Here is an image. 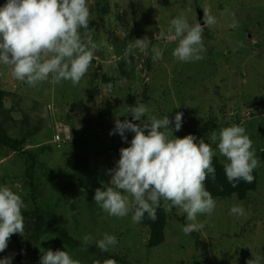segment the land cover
Here are the masks:
<instances>
[{
  "label": "rangeland",
  "instance_id": "obj_1",
  "mask_svg": "<svg viewBox=\"0 0 264 264\" xmlns=\"http://www.w3.org/2000/svg\"><path fill=\"white\" fill-rule=\"evenodd\" d=\"M86 2L89 24L99 26L95 31L89 25L88 33L97 48L78 85L67 80L53 83L50 77L30 86L13 77L11 66L0 64V89L7 93L0 124L10 137L26 140L19 151L0 144V186L21 196L22 211L38 204L48 222L53 214L55 225L73 241L83 242L90 235L94 249L69 245L48 233L31 247L23 242L19 261L15 238L20 240L21 235L13 234L0 259L11 256L12 264H40L43 252L51 249L67 251L79 264L109 260L114 264H247L254 256L264 264V0ZM205 7L217 23L204 27L203 58L180 62L172 55L178 40L168 39L171 21L184 16L189 24L200 23L199 11ZM145 36L152 42L149 47L143 52L134 48L126 55L129 43ZM152 47L161 49L163 59L153 62ZM137 102L158 119L174 120L182 112V128L173 131L179 138L192 134L197 142L203 138L211 143V132L243 126L260 162L255 169L258 188L243 200L235 195L214 198L217 203L211 216L197 217L204 227L189 235L182 231L186 215L173 208L166 212L164 242L149 247L148 226L133 223L132 213L123 218L109 216L94 201L95 190L109 184L108 170L116 166L120 149L130 146L134 136L126 132L125 142L118 133L110 135L115 120H132L127 108ZM170 127L174 129V123ZM212 148L215 156L227 162L215 144ZM29 150L37 157L35 177L40 191L36 202L25 172ZM82 169L87 183L80 190ZM236 205L243 206L245 215L229 214ZM30 222L23 237L35 231V221ZM104 233L118 240L106 252L96 246Z\"/></svg>",
  "mask_w": 264,
  "mask_h": 264
},
{
  "label": "clouds",
  "instance_id": "obj_2",
  "mask_svg": "<svg viewBox=\"0 0 264 264\" xmlns=\"http://www.w3.org/2000/svg\"><path fill=\"white\" fill-rule=\"evenodd\" d=\"M89 16L86 0H7L0 6V64L11 66L13 77L30 86L50 77L53 83L67 80L73 86L78 85L97 48L88 34ZM203 21V26L189 24L184 16L171 21L168 39L178 40L172 52L175 59L194 62L203 58L204 27L217 23L206 7ZM151 43L147 36L134 39L126 55L134 48L143 52ZM152 52L153 62L163 59L160 48L152 47ZM127 111L132 120L117 118L110 135L118 133L125 142L126 132L134 136L130 146L120 149L116 166L108 170L111 180L107 187L97 188L94 195L95 203L109 216L123 218L132 213V222L140 223L145 214L155 221L161 206L169 213L176 208L186 215L187 223L182 226L185 235L200 231L204 223L197 222V217L211 216L217 203L205 186L209 177L216 180L213 144L227 160L223 168L232 187H237L240 181H254L253 171L260 162L243 126L234 124L221 128L218 133L211 132L208 134L211 143L203 138L197 142L192 134L183 138L174 136L173 131L182 128V112H177L174 120L169 116L158 119L149 115L148 107L139 102L128 106ZM173 123L174 129L170 127ZM24 207L20 195L8 186H0V253L8 248L13 234L23 236ZM229 214L243 216L245 209L236 205ZM91 241L90 235L83 237L85 248ZM117 244V238L108 233L96 242L105 252ZM12 260L11 256L4 257L0 264H12ZM40 264H79V261L67 251L48 249L43 252ZM105 264H114V261ZM247 264H260V257L254 256Z\"/></svg>",
  "mask_w": 264,
  "mask_h": 264
},
{
  "label": "trees",
  "instance_id": "obj_3",
  "mask_svg": "<svg viewBox=\"0 0 264 264\" xmlns=\"http://www.w3.org/2000/svg\"><path fill=\"white\" fill-rule=\"evenodd\" d=\"M7 0H0V6H3ZM91 25V28L96 31L98 24H89ZM99 27V26H98ZM6 91L3 89H0V115L3 112V105H4V97L6 96ZM10 119L13 121V118L10 117ZM12 138L7 134L6 128L4 127L3 124H0V144L15 150L19 151L21 150V145L26 141L25 138L21 137L18 138ZM57 140V141H55ZM55 142H58V139L55 137ZM59 145H61V142H58ZM61 147V146H60ZM28 155V160H27V165H26V175L28 178H30V185H31V190L33 193V198L34 202H36L39 191H40V186L36 180V174H35V168H36V163H37V157L36 153L32 150L27 151ZM261 158L264 161V149L261 150ZM83 157L80 158V160H77V164L82 161ZM227 162L221 161L217 156L213 157V166L216 169V180L212 181L211 178L209 177L208 180L205 182L206 189L211 192L213 198H228L232 196H237L239 199L243 200L247 198L249 195V192H253L258 188V182H259V177L257 171H253V175L255 177L254 181L252 183H245L243 181H240L238 183L237 187H232V185L227 181L225 173H224V168L223 165ZM82 172V173H81ZM82 179L79 182V188L80 190L82 189L81 187L86 186L87 183V177H84L83 175V169L80 171ZM79 191H75L76 194H79ZM22 215L24 217V233L23 236L27 233L29 227L32 225L30 221H35L34 222V227L35 231L26 236L23 237L21 235L20 240H16V243L18 244V252L16 253L19 254L21 253V246L22 243H26L29 247L32 246L34 241H39L44 234L48 233H55L58 235L59 239L61 242L68 243L71 245L72 243H77L76 245H83V242H77L73 241V238L70 237L65 229L62 227L55 225L56 219L53 216V214L50 215L51 222H48L44 216H43V211L42 208L37 204L35 207L31 210H23ZM33 217L30 221H28V218ZM142 225L143 226H148L150 228L151 234L149 238V247H156L161 245L164 240H165V227H166V211L164 210L163 206H161L159 209H157V219L155 221L151 220L147 214H145L143 220H142ZM15 235V234H14ZM22 240V241H21ZM88 248L94 249L90 244L87 245ZM86 246V247H87ZM110 258H116L114 255H108Z\"/></svg>",
  "mask_w": 264,
  "mask_h": 264
},
{
  "label": "water",
  "instance_id": "obj_4",
  "mask_svg": "<svg viewBox=\"0 0 264 264\" xmlns=\"http://www.w3.org/2000/svg\"><path fill=\"white\" fill-rule=\"evenodd\" d=\"M199 20H200V23H201V24H204V21H203V11H199ZM17 259H18L19 261H21V255H18V256H17Z\"/></svg>",
  "mask_w": 264,
  "mask_h": 264
},
{
  "label": "built area",
  "instance_id": "obj_5",
  "mask_svg": "<svg viewBox=\"0 0 264 264\" xmlns=\"http://www.w3.org/2000/svg\"><path fill=\"white\" fill-rule=\"evenodd\" d=\"M57 138V137H56ZM58 139V138H57Z\"/></svg>",
  "mask_w": 264,
  "mask_h": 264
}]
</instances>
